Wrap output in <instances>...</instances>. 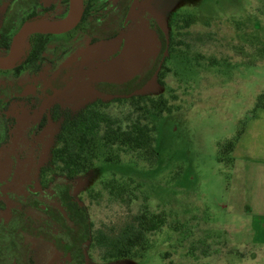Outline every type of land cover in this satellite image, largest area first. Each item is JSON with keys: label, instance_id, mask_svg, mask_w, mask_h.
Here are the masks:
<instances>
[{"label": "rangeland", "instance_id": "obj_1", "mask_svg": "<svg viewBox=\"0 0 264 264\" xmlns=\"http://www.w3.org/2000/svg\"><path fill=\"white\" fill-rule=\"evenodd\" d=\"M10 1L0 0V26ZM36 1L39 22L61 20L68 13V0ZM88 1L83 27L103 6L100 0ZM130 2L108 0L106 5L122 6V17ZM77 24L46 37L36 74L24 62L31 49L27 37L13 66L21 69L13 77L19 85L43 87L51 80L55 88L63 84L57 75L62 68L65 79L71 77L63 96L78 90L75 100L50 104L38 114L40 90L0 110L11 121L0 146V202L5 205L0 221L10 224L17 199L28 198L23 205L27 224L22 231L21 217L17 220V241L30 247L12 255L25 256L24 264H64L65 249L82 258L78 264H252L250 221L227 165L228 148L222 147V153L220 147L242 130L256 92L264 87V0H140L135 19L119 31L111 26L112 37L81 34ZM7 53L0 50V57ZM13 68L0 72V88ZM129 90L130 96L115 95ZM55 109L66 111L69 123L85 134L84 153L89 155V147L95 153L92 167L72 180L53 158L62 146L57 135L63 118L53 120ZM136 121L154 129L153 165L140 151L102 139L106 127L124 129ZM69 145L72 152L79 150L76 141ZM61 201L77 209V217L66 224L81 231L78 243L73 247L68 241L62 251L27 232L35 228L67 241L48 217H67ZM144 213L162 214L166 223L145 235L144 252L116 258L117 239L135 232L136 218Z\"/></svg>", "mask_w": 264, "mask_h": 264}, {"label": "trees", "instance_id": "obj_2", "mask_svg": "<svg viewBox=\"0 0 264 264\" xmlns=\"http://www.w3.org/2000/svg\"><path fill=\"white\" fill-rule=\"evenodd\" d=\"M10 5L15 4V0H11ZM25 5H31L34 6V11L36 10V0H25ZM32 9V8H31ZM89 1L84 0V5L82 8V15L81 18L77 24V28L81 27V34H86L92 36V34H102L103 36H106L110 31L100 33L103 31V27L105 24H111L110 26L115 27L119 21H121V15L122 13L116 10H112L108 12L106 15L95 16L91 19L90 22L86 24L85 27H83L84 21L86 17L89 14ZM123 9V8H121ZM14 9H8V13L6 14V17L4 21L2 22V26L0 27V50H7L9 48L11 39L14 35V33L17 31L20 25L26 23V22H37L40 20L39 17L32 16L34 12H32L30 15L26 11L24 12V17L20 20L18 19L17 15L18 13L21 14L18 10H16L14 13H12ZM18 11V12H17ZM103 19V20H102ZM111 20V22H109ZM117 21V22H116ZM151 25L154 30H156V33L159 35L161 34L159 32V29L157 28L156 24L153 20H151ZM111 27V28H113ZM113 34V33H112ZM35 38L34 45L31 47L30 50L26 53L25 57V65L27 66H35L37 64V61L40 59L43 49H44V43L45 41L41 38L44 37V35L41 34H35L32 35ZM49 36V35H47ZM111 35H107L109 37ZM112 37V36H111ZM14 71L16 74L19 73L20 68L14 67ZM63 71V70H62ZM62 71L59 73L60 77L58 80L65 79V74H62ZM3 72V71H0ZM5 73V72H3ZM63 76V79H62ZM10 82V83H9ZM135 81H130V84L132 85ZM145 82V81H144ZM8 83V84H7ZM13 85L14 82L8 81L5 83V86L0 88V110H5V107L7 106V102L16 98L14 93H10L12 90L10 85ZM144 84V83H143ZM63 85V84H62ZM61 85V86H62ZM131 89V88H130ZM132 91L129 90V92H119L115 95L119 96H130ZM99 93V92H98ZM101 95H109L106 92L99 93ZM111 96V95H109ZM114 96V95H112ZM7 100V102L5 101ZM263 108L264 109V92L260 93L255 100L253 111L256 109ZM60 118H63L62 123L60 124V130L57 135V141L62 144L60 148H57L53 151V158L56 160H59L63 164V170L66 173V177L69 180H72L77 174L86 172L92 167L93 159H95V153L93 147L90 148L87 144L90 152L87 156L84 153V147L83 144L86 143L85 140V134L80 130L79 125L73 123H69V114L64 111L63 113L58 114L57 109L52 114L53 120H57ZM11 121L4 119L2 116H0V145L6 140L8 137L9 129H8V123ZM153 131L151 127H148V125L141 124L140 122L136 121L128 125L126 128H113L111 126L106 127L103 133V141L106 143H117L121 146H126L134 151H140L142 153V158L149 164L153 165L156 162L157 159V153L153 146L154 138H153ZM239 136V133L234 137V139H231L224 143L225 145H221L220 149L222 150L224 147L228 148L227 153L229 154L232 150L237 138ZM70 140L76 141L78 144V151L72 152L70 150ZM223 147V148H222ZM220 152L223 153V150ZM84 154V155H83ZM220 155H223L220 153ZM228 159V158H227ZM69 200V199H68ZM72 201V200H71ZM62 206L67 211V217H63L60 214L61 213H53L49 214V217L52 220V223H55L57 226H59L60 231L68 236L67 241H62L61 239L50 237L52 240L55 239L54 243L55 246L58 247L60 251L61 247H68L67 242L69 241V244L72 243L73 247L78 243L79 239H77V236L79 235L78 230H73L72 228H69L67 226V219L74 220V217L76 218V208L74 209L72 205L70 204V201H61ZM11 214L14 216V219L10 222V224L5 225L4 223L0 222V264H24L22 260L24 261L25 256L20 257L21 260H19V257L13 256V252L18 251H25L24 246L19 243L21 240L17 241V229H18V222L17 220L22 217L21 213L18 211V209L15 208L13 211H11ZM82 216V214L78 213ZM136 221L138 223V229L135 230L131 235H125V237H120L117 239V242L115 243V249H114V256L116 258H127V257H136L138 254L144 252L146 250V240L145 235L152 232L159 231L164 224L166 223V219L164 215L162 214H141L139 217L136 218ZM27 224L26 222H21L20 229L22 225ZM29 228V227H28ZM79 229V228H78ZM6 231L8 243L10 247L4 242L3 233ZM30 232H32L30 230ZM83 233H87L86 230H84ZM19 234V233H18ZM57 234V233H56ZM10 238L11 236H13ZM70 235V236H69ZM46 237L49 238L48 235ZM16 239V240H15ZM120 239H123L122 241ZM89 240V239H88ZM72 241V242H71ZM120 244V246H119ZM7 245V246H6ZM119 246V247H117ZM20 248V250H19ZM135 249V251H133ZM66 255L63 257L64 264H78L81 262V257L76 255L74 258L70 255L69 250H66ZM26 259V258H25ZM19 260V263L18 261ZM29 264V263H28Z\"/></svg>", "mask_w": 264, "mask_h": 264}, {"label": "crops", "instance_id": "obj_3", "mask_svg": "<svg viewBox=\"0 0 264 264\" xmlns=\"http://www.w3.org/2000/svg\"><path fill=\"white\" fill-rule=\"evenodd\" d=\"M262 92L264 87L256 92L255 100ZM252 110L229 153L227 165L238 180L245 219L250 221L252 238L248 246L256 252L252 262L258 264L261 260L264 264V109Z\"/></svg>", "mask_w": 264, "mask_h": 264}, {"label": "flooded vegetation", "instance_id": "obj_4", "mask_svg": "<svg viewBox=\"0 0 264 264\" xmlns=\"http://www.w3.org/2000/svg\"><path fill=\"white\" fill-rule=\"evenodd\" d=\"M108 0H100V2L102 3L101 5H103L102 7H101V9H100V13H99V15L98 16H100L101 15V17L103 16V15H106V12H110L109 10H116V11H119V10H123V9H121L122 8V6H116V7H114V8H111L109 5H106V2H107ZM15 4H12V5H7V7H8V9H14L13 11H12V13H14L16 10H18L19 12H21V14L20 13H18L19 15H17V17H18V19H22L23 17H24V12H22V11H26L27 13H29V15L32 13V12H35L34 11V6H31V5H28V6H26L25 5V0H15ZM36 3H37V1H36ZM32 8V9H31ZM8 9H7V13H8ZM17 11V12H18ZM123 13H124V11H123ZM122 13V14H123ZM126 13H127V11H126ZM126 13H125V16H126ZM37 15V14H36ZM35 14H33L32 16H36ZM137 15V14H136ZM125 16H122L123 17V20H121V21H119L118 23H117V26L116 27H118L117 29H116V31H119V29H121V27H126L129 23H131V22H128L126 25H124L123 23H124V19H125ZM5 17H6V14L2 17V21H1V26H2V22L4 21V19H5ZM122 17H121V19H122ZM40 18V17H39ZM42 18H40V20H41ZM39 20V21H40ZM103 20V19H102ZM150 20V19H149ZM57 21H60V20H57ZM57 21H53V22H49V23H54V22H57ZM0 26V27H1ZM21 27V25L19 26V28ZM19 28L17 29V31L19 30ZM16 31V32H17ZM107 31H111V26H110V24H105L104 25V27H103V31H101L100 33H103V32H107ZM15 32V33H16ZM14 33V34H15ZM32 35H35V34H32ZM32 35H29L28 37H27V40H28V42L29 43H31V47L34 45V41H35V38L32 36ZM41 35H44V34H41ZM47 35H52V34H46V35H44V37L43 38H41L42 40H44L45 41V43H44V49H43V52H42V55H41V57H40V59L37 61V64L35 65V66H28V68L29 69H31V70H29V71H36L37 69H39L40 68V66H42V62H43V53H44V50H45V46H46V37H47ZM107 35H109V33L107 34ZM107 35L106 36H103L102 34H92V37L93 38H103V37H107ZM14 36V35H13ZM12 40V39H11ZM24 40H25V38L24 37H22L21 38V40H20V42H19V48H20V51H21V49H22V47H23V44H24ZM23 41V42H22ZM11 43V42H10ZM9 47H10V45H9ZM4 51H9V48L7 49V50H4ZM8 54V53H7ZM0 59L2 60H4L5 59V57H0ZM53 62H54V64L56 63V61L55 60H53ZM14 69V68H13ZM65 69H67V68H65ZM7 70H9V69H7ZM7 70H2V69H0V71H3V72H5V73H7ZM21 70V69H20ZM19 70V73L18 74H16V72H14L12 75H10L9 77H10V79H6L5 80V83L6 82H8V81H13L14 82V84L12 85H10L11 86V88H12V90L10 91V93H14L15 95V97L16 98H14V99H12V100H15V99H22L23 98V96H30L31 94H34V93H37V92H39L40 90H42V99H41V101H40V104H41V102L46 98V97H48V96H52V95H54V93H55V91H60V96H62L63 97V99H61V98H59V96H56V99H59L57 102H52V103H49L48 105H47V107L50 105V104H58L59 102H64V103H71V102H73V101H67L68 99H70L71 97H69V98H66V97H64L63 96V93H64V91H65V87H66V85H67V83L70 81V79H71V77H69L67 80L65 79V80H63V85L62 86H59L58 88L56 87H52V82H51V80L50 81H48L43 87H41V83H38V84H36V85H34V84H27V85H25V86H22V85H19V83H17V81L16 80H13V77H17V76H19V74H20V71ZM61 70H63L62 68L58 71V73H57V75H59V73L61 72ZM37 73V71L36 72H31V74H36ZM71 73V69H69V71L67 72V74H70ZM6 76V75H5ZM10 83V82H9ZM8 84V83H7ZM6 102H7V100H5ZM11 101V100H10ZM9 103V101L7 102V104ZM40 104H39V106H40ZM46 107V108H47ZM46 108H45V110H46ZM44 110V111H45ZM1 146V145H0ZM35 188H36V185L34 186ZM30 193L31 194H34V193H36L35 191H31L30 190ZM18 201H20V203H18V206L16 207V209H18V211L21 213V215H22V217H21V219H22V221L23 222H26L27 220H28V218L26 217L27 215L25 214V213H23V209H24V207H23V205L24 204H26L27 202H28V198H26V197H19L18 199H17ZM5 207V205L2 203V202H0V209H3ZM48 217H49V215H48ZM50 218V217H49ZM50 220H51V218H50ZM52 221V220H51ZM1 223H4L5 224V222H3V220H1L0 221ZM30 222H28V224H29ZM25 224V223H24ZM20 230H22L23 231V229L21 228ZM28 231V235L29 236H31V237H33V238H37V239H41V240H43V241H47V242H49V243H53L54 244V246H55V243H54V241H55V239H51L50 237L48 238V237H46V234H45V232H43L42 233V231H40V230H38V229H35V228H33L31 231L32 232H30V228H28L27 229ZM27 247H30V244L29 245H27ZM56 247V246H55Z\"/></svg>", "mask_w": 264, "mask_h": 264}, {"label": "water", "instance_id": "obj_5", "mask_svg": "<svg viewBox=\"0 0 264 264\" xmlns=\"http://www.w3.org/2000/svg\"><path fill=\"white\" fill-rule=\"evenodd\" d=\"M68 3H69L68 13L66 17L63 18V23L60 27H57V28L45 27L44 25H42V22H39V21L26 22L22 24L19 30L12 37L8 54L5 56L4 62L0 63V69L7 70L10 68H13L15 63L18 61L21 51L19 53H16V44L20 40V38L22 37L26 38L32 34L59 35V34H63V33H66L72 30L81 18L82 0H68ZM79 4L81 5V11H80V15L78 19H76V11H77ZM139 4H140V0H131L126 16H125V19H124V23H123L124 25H126L128 22H131L135 19L136 14L138 12ZM77 93H78V90L75 91V93L67 101L75 100ZM56 96H59V98L63 99V97L60 96V91H55L54 95L46 97L41 102L39 106L38 114L43 112L49 103L57 102L59 99H56Z\"/></svg>", "mask_w": 264, "mask_h": 264}, {"label": "bare ground", "instance_id": "obj_6", "mask_svg": "<svg viewBox=\"0 0 264 264\" xmlns=\"http://www.w3.org/2000/svg\"><path fill=\"white\" fill-rule=\"evenodd\" d=\"M80 11H81V5L79 4L78 5V8H77V11H76V19H78L79 15H80ZM62 23H63V19H61L60 21L54 22V23H45L44 22V23H42V25H44L45 27L57 28V27H60L62 25ZM20 40H21V38H20ZM20 40L16 44V53H19L20 52V48H19V42H20ZM4 60L3 59L2 60L0 59V63H3Z\"/></svg>", "mask_w": 264, "mask_h": 264}]
</instances>
